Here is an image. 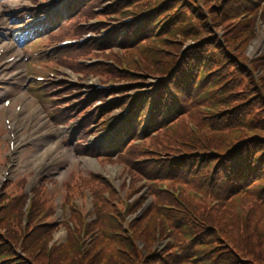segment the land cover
Returning a JSON list of instances; mask_svg holds the SVG:
<instances>
[{"label":"trees","instance_id":"trees-1","mask_svg":"<svg viewBox=\"0 0 264 264\" xmlns=\"http://www.w3.org/2000/svg\"><path fill=\"white\" fill-rule=\"evenodd\" d=\"M136 1L138 3L133 6L134 11L148 13L141 20L139 31L126 35L119 42L121 44H117L119 33H114L108 42L99 45L109 49V54L106 57L117 58V54L110 49V46L118 45L123 49V60L128 66L133 65L134 59L141 64L148 62L156 67L155 70L150 69L153 75L164 76L172 71L176 59L180 55L178 54L176 57L175 54L179 51L177 52L174 45H167L166 42H176L178 39L196 41L199 37L201 41L207 37L206 34L211 33L207 27H198L192 34L184 33L180 37V28L184 20H199L202 17V23H204V19H209L207 12L212 6L209 1L205 5L202 2L199 6L194 0ZM258 1L261 0H223L219 6L220 9H218L219 7L213 8L218 11L223 8L222 15L230 17L235 15L237 17L245 13L252 15L259 10ZM126 4L127 1L116 6L121 8ZM89 9L82 15L91 14ZM210 15L214 18V23L223 18L213 9ZM154 28H160L155 41L150 40L154 36ZM247 29L249 31L246 37L250 38L254 33L253 24ZM73 32L78 34L79 30L73 28ZM131 40H134L135 43L124 44ZM209 40L212 41L211 39L204 40L200 46L191 47L185 52L180 61L178 72L167 83L170 94L163 87L158 92L159 98L155 102L156 107L142 139V145L140 147L130 146L131 158L139 159L138 165L128 163L130 169L142 176L152 174L138 171L140 169L154 172V180H150L154 186L149 187V196L152 197L153 203L146 214L149 222L142 225V220L139 219L133 225L131 224L132 238L126 234L124 229L121 236L111 235L108 227L110 217L106 213H100L102 216L97 217V220L88 227V230L101 228L102 233L96 235L95 239L97 244L103 245L107 253L111 246L105 247L106 242L111 244L110 241L114 238L116 241H121V246H118V248H124L121 254L111 255L115 262L121 264H133L132 262H142L141 264H264V252L261 251L264 248V119L259 124L247 123L249 126L244 128L245 115L251 111L250 106V110H245L246 103L254 100L253 102L258 104L256 109L264 112V94L261 93V88H256L257 85L252 80L251 74H248L241 64H237L233 55L228 54V48L221 55L222 46L217 45L218 42L215 41L216 48L212 53ZM198 48L200 51H197ZM87 52V47L74 48L59 53L56 58L62 64L78 68L75 64L76 58ZM174 52L173 58L167 59L169 53ZM65 54L66 57H64ZM67 57H71V59ZM220 61L221 63L225 62V67L236 63L237 68L234 65L232 67L250 78L248 84L255 94H250V97L245 98L243 93L247 95L251 91H244L237 94V100L229 101L228 97H225L227 88L223 87L224 84L221 86L217 84L220 81V69L215 71L217 76H213V71H209L205 76H199L196 73L198 66L207 64L210 68ZM159 62L163 63L157 67ZM250 66L251 69L252 66H255L253 72L258 69H262L264 72V56H260ZM105 70L107 69L105 68ZM113 74L117 76L116 73ZM184 74L186 76H182ZM261 81H264L263 76L257 82L260 84ZM214 87H217L218 95L214 94L222 99L219 101L221 108L210 103L209 96L213 94L214 91L211 90ZM164 98H167V101H164ZM223 104H225L224 108ZM206 106L212 107L217 114L211 115L212 118H208L209 120H201L198 115L201 113L207 115L209 112ZM242 106L245 107L242 108ZM151 130L155 132L153 135L149 133ZM214 131H217L216 135L220 137L229 136V139L219 144L213 138L205 141L206 134ZM144 157L155 160L144 162L142 161ZM156 160L157 162H154ZM199 165L202 167L200 174L196 169L199 168ZM212 166H214V173L210 171L208 174L207 171ZM164 169L165 172L155 173V171ZM159 181L166 184V191L161 190V185L157 183ZM195 182L198 184L194 187L192 185ZM190 192L196 193L197 196L190 195ZM214 202L216 203L213 204ZM205 203L206 207L203 206ZM174 205L181 208L185 205L188 209H177L174 208ZM237 206L244 208L246 212H249L248 214L254 210L252 215L254 220L240 219L233 214L232 212ZM192 208L197 209L192 210ZM161 209H164L166 213H163ZM229 216L234 219L230 230L234 232L238 240H245L244 247L235 246L224 238L226 220ZM152 222L157 224L155 225L158 227L157 230L152 227ZM115 229V227L111 228L112 231ZM149 229L150 234H148ZM48 232L49 230L45 227L37 229L36 233L32 234L30 242H36L40 247L44 244L42 240L48 236ZM144 235L148 236L146 238L148 243L145 242L146 239L141 238ZM255 235L257 237L253 238ZM124 239L127 242H124ZM159 239L162 241L167 239L166 244L161 251L154 253L152 247ZM134 240L143 244L144 256L134 247L136 243ZM62 247L56 246L51 249L50 253L56 256L60 262L70 264L72 251L70 253L65 249V246ZM3 249L5 253H8V258H12L10 257L12 251L7 247ZM171 249L175 251L172 252ZM22 250L27 253L29 248L23 247ZM3 253L4 251L0 248V261L4 260V264H21L18 261L7 262L9 259H3ZM30 256L27 255L28 258ZM40 257V253H35L29 259L34 263L41 264ZM95 263L96 260L93 259L83 260V264Z\"/></svg>","mask_w":264,"mask_h":264},{"label":"rangeland","instance_id":"rangeland-1","mask_svg":"<svg viewBox=\"0 0 264 264\" xmlns=\"http://www.w3.org/2000/svg\"><path fill=\"white\" fill-rule=\"evenodd\" d=\"M51 1L52 0H48L47 2L44 3V5H47ZM143 1L144 0H139V2H143ZM194 1L197 3L198 6L202 2L204 5L207 1L210 2V4L212 5L211 6L212 8L210 7L209 8L210 10L207 12L209 19H204V23H202L203 22L202 17L199 20H196V19L184 20L182 22L183 24L181 23L182 26L180 28V37L184 33L192 34L194 29H196L198 27L199 28L200 27H207L211 33L206 34L205 36H207V37H205V39H203L201 41L204 42V40H207V39L212 40V41H210V40L208 41L210 44V49H211L210 51H212V53H213V49L216 48L215 47L216 45H214L215 41L218 42L217 45H219L220 47L222 46L223 50H222L221 55H223V53L226 51L225 49L228 48L229 53L234 56V57L233 56L232 57L236 60L237 64L238 65L241 64L242 67L244 68V70H246L248 72V74L249 73L251 74L252 80H254L255 84L257 85L256 88H261V90H262L261 93L264 94V81H261L260 84L257 82L258 79H261V76L264 77V72L262 69H258L257 71L253 72V70L255 69V66L254 67L252 66V69L250 66L252 63H255L257 61V59H258L257 57L264 55V21H263L264 9L258 10L255 13H253L252 15H250L249 13H247V14L245 13V14L239 15L237 17H236V15L230 17L228 15H222L223 8H221L220 11L213 8V7L221 6V3L223 0H194ZM25 6L30 7L28 0H7V1L0 0V8L1 9H3V7H4L7 9H12V10L16 11V10H21L18 8H22V7L25 8ZM50 8H51V6H45L41 9L32 8L30 10L36 9L38 12L47 13V11ZM212 9L215 12H217L219 16L221 15L220 17H223L222 19L218 20L216 23H214V18L210 15L212 12ZM218 9H220V7ZM22 11H24V10H22ZM24 12L28 13V11H24ZM224 17H226V18H224ZM227 17H230V18L227 19ZM2 20H3L4 24H6L5 25V31L3 32V36L5 38H9V33H10L9 19L8 20L2 19ZM252 21H253V23H251ZM251 24H253L254 33H253L252 37L247 38L246 35H247V32L249 31V29H247V27L249 28L251 26ZM29 26H25V27L29 28ZM208 29H206V30H208ZM247 39H248V41H247ZM42 41L43 42L47 41L45 36L42 38ZM166 43H167V45H174L173 47L175 49H177V52L179 51L176 54H175V52L169 53V57L167 59H172L173 54H175L177 57V55L180 54L182 52V50H184L183 49L184 46H186V47L189 45L191 47L200 46V37L196 41H193L191 39L181 41L180 39H178V40H176V42L174 41V42H166ZM252 46H254V48ZM197 51H200V48H198ZM16 52L20 53V49H16ZM212 55H215V54H212ZM227 56H229V55L227 54ZM94 59H96V58H94ZM179 59H180V57L178 58V60ZM222 59H224V58L222 57ZM80 62L81 63L90 62V60L85 59V60L80 61ZM91 62H93V61H91ZM114 62H116V61H114ZM162 63L163 62H159L157 64V67H160V65H162ZM144 64H141L139 61L134 59L132 66H125L124 69L121 70L124 72L123 73L124 79L122 80V83H127V82L131 83V84L134 83L136 86L145 84V86H147L148 82L151 81V78L157 77L158 75H153V73L150 72V69L155 70L156 67H153V65H151L148 62L147 63L145 62ZM235 64L236 63H232V64L227 65L225 67V62L222 61V63H221V61H220V63H217L214 67L212 65L210 68L207 64L205 66L201 65V66L197 67L196 73L199 76H202V75L205 76L208 74L209 71L215 72V71L220 69L219 70L220 71V75H219L220 81H218L217 84L219 86L224 84L223 87L227 88V90H226L227 95L225 97H228L227 100H229V101H234V100L238 99V95H237L238 93H243L244 91H248V92L251 91L249 84H248L250 78L245 73H243L241 71L237 72V69H235V68H237L238 65L236 64V66H235ZM233 65L235 68L232 67ZM179 67H180V65H179ZM177 72H178V69L175 71L174 75ZM182 72L185 73V71H182ZM182 76H186V75L184 74ZM213 76H217V73L213 74ZM89 77L90 76H86L84 78L82 86L87 85V79H89ZM145 78H149V79H147V81H146ZM128 86H129V84H128ZM129 88H132V87H128L125 90H128ZM216 89H217V87H214L211 90L214 92H213V94H211L209 96V98L211 99L210 103L220 107L219 101H221L222 99H220L216 96V95H218V92H216L217 91ZM221 91H222V89H221ZM87 92H88L87 90L83 91L84 94H87ZM232 93H235V95H232ZM250 94H255V92L251 91L247 95H245L243 93V97L248 98V97H250L249 96ZM30 99H27V101H28L29 105L31 106ZM253 101L254 100H250L246 103L247 108L245 110H250L249 109V106H250L251 111L245 115V119H244L245 127L244 128L249 126L248 125L249 123L250 124H259V123H261L262 119H264L263 118L264 112H262L260 110L258 111V109H256V105H258V104H256ZM224 106H225V104H223V108H224ZM206 107L209 109V112L207 113V115H203L202 113L200 114V108H199V114L200 115H198V116L201 120H206L208 118L211 119L212 118V117H210L211 115L217 114V112L213 111L212 107H208V106H206ZM244 107L245 106H242V108H244ZM27 110H29V109H27ZM203 111L206 112V110H203ZM204 124H205V122H204ZM1 130H3V129H1ZM217 133H218L217 131H214L212 133L208 132L205 136V141H209L211 138H213L214 141L217 144H219V143H224L225 140L229 139V136L226 138L220 137V136L216 135ZM214 135H216V136H214ZM3 137H5L4 133L0 137V140L4 141ZM221 138H225V139L222 140ZM0 146H1V144H0ZM1 148H3V147L1 146ZM71 152H72V150L70 147L68 156L62 161V163L59 165L58 169H57V167L49 168L46 170L45 174H51V175H53L54 179H56L57 182H61L64 178H66L69 175V172L72 171L70 169L75 167L73 169L74 172L77 171L76 168H79L83 171H90L91 170V172H99V173L103 174L106 178H108L109 180H112L117 187L120 185V180H119V174H120V170H121L120 167H118V166H113V167L106 166L105 168L102 169L90 159H85L82 161L74 159ZM5 153H6V151H5ZM5 153H4V156H5ZM32 155H33L32 152L29 154L28 153L24 154V152H21L18 155H16L14 161L17 162V166H16V162H15L16 168L14 169V172L12 175H14L16 173L17 174H23L22 171H24V170H27V172H29V170L33 171V169L35 168L34 163L37 161V158H36V155H34V156H32ZM213 167L214 166H212L211 169L207 171L208 174L210 171L213 170ZM200 168H202V167H200V165H199V168H196L197 173H199V174H200ZM2 169L3 168H1L0 172H2ZM128 182H129V180L126 181V184H128ZM197 182H195L194 185H192V186H194V187L197 186V184H198ZM144 189H145V186L142 183H139L137 185V188L136 187L135 188L126 187L125 189L123 188V189L115 192V196H114L113 201L111 203V216H110V220L108 222V227L110 229L111 235H113V234L119 235V236L122 235L123 228H122V225L120 223H122L124 225V222H125V224L130 229V227L134 224V222H136L139 219L142 220V225H145L149 222V220L146 218V214H147V211L150 209L152 203H151V200L149 199V197L146 195V190L144 191ZM190 195L197 196L196 193H193V192H190ZM198 197L201 198L200 196H198ZM196 203L199 204L198 201H196ZM200 203H203V202L200 201ZM178 204H179V201H178ZM204 205H207V204L205 203V204H203V206ZM204 207H206V206H204ZM88 208L90 209V204L88 205ZM174 208L181 209V210H187L188 209L185 205H183L182 208L180 206L174 205ZM196 209L197 208H192V210H196ZM161 210L163 213H166L164 209H161ZM232 213L235 214L236 216L240 217V219L254 220V217H252V215L254 214V210H251L250 214H248L249 212H246L244 210V208H242L241 206H237ZM0 214H2V211L0 212ZM100 216H102V215H100ZM152 217H153V215H152ZM256 219H257V216H256ZM156 221H157V219L155 220V222ZM12 222H14V220H12V219L9 221L0 222V233L2 235H4V237L7 239L13 238V245H14V249L10 255V257H12V258H8V255H7L8 253H5V250L2 248V251H4V253L2 254L3 259H9V260H7V262H9V263H12L14 261H18L21 264H39V263L32 262L29 258H31V256L35 253H40L41 257L39 259V262L41 264H64L63 262H60L58 259H56V256H53L50 253L51 249H53L56 246H51V242H48L46 244L41 245L40 247H42V248L38 247L36 242L35 243L30 242V239L32 237L34 230H30V229L27 230L26 229L27 227L25 228L23 224H21L18 228L16 226H15V228H12ZM232 222H234V219L231 216H229L228 219L226 220V229L224 231V235H225L224 238L228 242H232L233 244H235V246L245 245V240H242V239L238 240L236 238L234 232L230 230ZM155 225H157V224L152 222V227L157 230L158 227ZM114 227L116 229H115V231H112L111 228H114ZM125 228H126V226H125ZM148 234H150V229H149ZM96 235H98L97 230L89 232V234H87V235L79 236V237H83V238H81L80 242H78L76 240V238L69 239L71 237H67L63 231H55L54 232L55 239L59 240L58 243L55 245H57V247L58 246H60V247L65 246V249L68 252L70 251V253L72 251V253H71L72 258L70 259V261H71L70 264H77V263L83 264V260L86 258L96 260L95 264H121L119 262H115L114 258L111 257V255H114V254H121L122 249H124V248H118V246L119 247L121 246V241H116V239L114 238V240L110 241L111 244H108V242H106L105 247L111 246L110 249L108 250V253H107L102 244L99 245L96 243V239H95ZM166 235H168V234H166ZM147 237H148L147 235H144V237L142 236L141 238L143 240H145ZM256 237H257V235H255L253 238H256ZM22 238H23V240H21ZM66 239H68V240H66ZM134 241L137 242L136 240H134ZM154 241H155V239H154ZM161 241L162 240L159 239V243L161 245L160 246L157 245V248L164 246L165 242H161ZM113 242H114V245H112ZM124 242H127V240L124 239ZM145 242L148 243V240L146 239ZM138 243L139 242L134 244V247L136 249H138V247L142 246L141 244H138ZM6 246L7 245H5V247ZM22 247H28L29 251L27 253H25L24 250H21ZM137 251L140 252L139 249ZM171 251L174 252L175 250L171 249ZM261 251L264 252V248H262ZM140 253L142 254V252H140ZM242 254H244V253H242ZM27 255H31V256L28 258ZM244 256H245V254H244ZM120 257H124V256H120ZM0 263H4V260H1ZM132 263L133 264H141L142 262H139V263L132 262Z\"/></svg>","mask_w":264,"mask_h":264},{"label":"bare ground","instance_id":"bare-ground-1","mask_svg":"<svg viewBox=\"0 0 264 264\" xmlns=\"http://www.w3.org/2000/svg\"><path fill=\"white\" fill-rule=\"evenodd\" d=\"M254 48V46H252Z\"/></svg>","mask_w":264,"mask_h":264}]
</instances>
